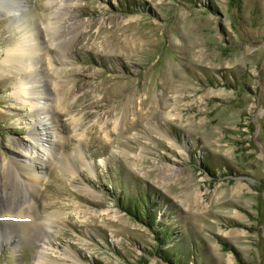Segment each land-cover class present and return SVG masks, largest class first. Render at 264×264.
<instances>
[{"label":"rangeland","instance_id":"rangeland-1","mask_svg":"<svg viewBox=\"0 0 264 264\" xmlns=\"http://www.w3.org/2000/svg\"><path fill=\"white\" fill-rule=\"evenodd\" d=\"M0 6V264L47 242L42 264H264V0ZM23 42L30 76L8 63ZM20 80L54 119L21 105ZM41 124L34 193L8 161ZM139 194L141 220L122 209Z\"/></svg>","mask_w":264,"mask_h":264},{"label":"bare ground","instance_id":"bare-ground-1","mask_svg":"<svg viewBox=\"0 0 264 264\" xmlns=\"http://www.w3.org/2000/svg\"><path fill=\"white\" fill-rule=\"evenodd\" d=\"M50 2L51 1H48L49 4H50ZM4 10L5 9H3V7L0 6V15L4 14V15L9 16V13H11V11H7V10L4 11ZM18 14H19V11L17 9H14L12 11V14L10 17H17ZM31 15L35 16V11L31 12ZM29 23H31V22H29ZM11 24L13 26H15L16 29L19 30L18 25L20 23L18 21H15L13 23L11 22ZM49 24H52V23L49 22ZM45 29H46V26H45ZM28 30H30V29H28ZM31 36L34 37V34L33 35L31 34ZM8 53L10 55L9 56V62H8L9 65H12L13 68L20 67L19 69L22 72L27 73L28 76H30V74L32 75V72H33V74H36V70H35L36 69L35 68L36 62H35L34 58L37 57V53L35 52L34 47H32V45H29L28 43L23 42L20 44V46H17V47L10 49L8 51ZM4 70L5 69H1V71H4ZM23 85H25V83L22 80H20L19 88L15 87L14 91H13L16 98L20 99V101L22 100L21 105L28 103L31 110H39L41 112H44L45 116L42 118V120L46 123L48 121L50 122V118L54 119V113L52 112V110L50 108L51 104L47 102L50 99L48 98L49 96L45 92V90L43 89L44 91H42V90L32 91V93L29 95V87H27V86L23 87ZM34 95H35V97H34ZM32 96L34 97L33 99L30 98ZM37 97H40L41 99L38 100ZM23 100L25 101V103L23 102ZM48 113L52 114V116L51 115L49 116ZM44 125H46V124H41L42 127H41V130L39 131L40 134L38 137L33 138L34 141L32 142V144H29V146H26V147L21 146V150L18 153L19 158L12 157L8 161L10 164L9 170L14 171V173L16 174L15 179H18L19 184H21L22 182L20 183L21 180L19 179L20 177H19L18 173L21 171L27 172V176L29 177V178H27V180L29 181V184L28 185L24 184L22 186H25V188L27 187L28 189H30L34 193L36 192L37 187L39 186V184L41 183V181L43 179V177L40 176V174H36V172H37L36 170L40 171V169L45 166L42 157L39 158L38 152H42L44 155L49 154L50 148L48 147V145L44 146L42 144L43 143L47 144L48 140H52L51 138H55V136H51L49 134V132L46 131V129L43 127ZM38 161H39V163H37ZM17 176L19 178H17ZM15 208H13V207L12 208H6V209L4 208V209H2L3 211L2 210L1 211L4 212L3 214H5V216H8L7 214L9 213V219L10 220L11 219L16 220V218H18V216H22L21 212H20L22 209H19V208L15 209ZM12 209H15V210H12ZM3 219H6V217H4ZM43 246H45V247H43L42 252L39 253L37 260L33 264H42V262L46 261L49 258V256L46 253L48 252V250L51 247L50 242L44 243Z\"/></svg>","mask_w":264,"mask_h":264},{"label":"trees","instance_id":"trees-1","mask_svg":"<svg viewBox=\"0 0 264 264\" xmlns=\"http://www.w3.org/2000/svg\"><path fill=\"white\" fill-rule=\"evenodd\" d=\"M146 200H148L146 195L139 194L136 199L125 201L122 204L123 212H126L132 218L141 220L143 217L142 213H144V210L147 205Z\"/></svg>","mask_w":264,"mask_h":264}]
</instances>
